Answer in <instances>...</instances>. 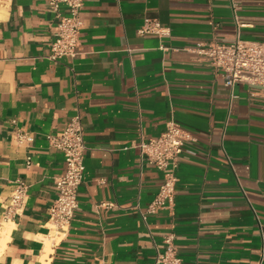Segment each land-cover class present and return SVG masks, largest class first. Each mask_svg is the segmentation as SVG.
Instances as JSON below:
<instances>
[{
    "label": "crops",
    "instance_id": "crops-1",
    "mask_svg": "<svg viewBox=\"0 0 264 264\" xmlns=\"http://www.w3.org/2000/svg\"><path fill=\"white\" fill-rule=\"evenodd\" d=\"M146 18L171 35H139ZM81 19L77 55L54 62L49 0H0V264H155L170 235L182 264H264V99L194 51L238 31L264 42V0H85ZM77 115L85 173L61 231L49 210L65 158L48 136ZM171 119L195 140L174 205L150 214L164 173L139 144ZM19 183L26 203L8 216Z\"/></svg>",
    "mask_w": 264,
    "mask_h": 264
},
{
    "label": "built area",
    "instance_id": "built-area-1",
    "mask_svg": "<svg viewBox=\"0 0 264 264\" xmlns=\"http://www.w3.org/2000/svg\"><path fill=\"white\" fill-rule=\"evenodd\" d=\"M3 1L12 2L13 0ZM84 1L49 0V6L56 14L54 26L56 38L49 56L52 61L57 62L63 57L77 55L80 45L79 36L83 26L81 10ZM61 6L67 8V14L61 12ZM237 10L238 6L234 4L236 16ZM138 34L167 38L171 35V31L157 19L146 18L138 29ZM194 51L209 58L212 66L217 71L223 72L226 86L233 89L239 84L247 85L259 90L260 94L255 95L264 99V42L244 40L238 31L236 39L231 43H203ZM14 138L20 144L31 141V137L22 132H16ZM48 139L51 146L62 152L65 158V172L55 180L56 199L49 210L53 227L64 231L70 227L78 209V191L85 173L84 160L87 146L81 116L72 118L65 130L51 134ZM194 140V136L186 132L173 119L167 122L165 131L159 137L148 141L141 140L139 144L141 159L164 173V182L151 202L148 213L154 214L174 205L178 183L176 172L180 158L186 143ZM30 163L29 161L28 165ZM26 198L27 186L19 183L11 197L7 215L11 216L22 210ZM174 241L173 235L165 238V249L158 250L155 264H182Z\"/></svg>",
    "mask_w": 264,
    "mask_h": 264
},
{
    "label": "bare ground",
    "instance_id": "bare-ground-1",
    "mask_svg": "<svg viewBox=\"0 0 264 264\" xmlns=\"http://www.w3.org/2000/svg\"><path fill=\"white\" fill-rule=\"evenodd\" d=\"M48 251H49V249H48ZM45 260V259H44ZM44 263V262H43Z\"/></svg>",
    "mask_w": 264,
    "mask_h": 264
}]
</instances>
